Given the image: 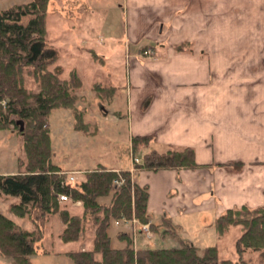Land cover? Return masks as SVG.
Instances as JSON below:
<instances>
[{
    "label": "crops",
    "instance_id": "obj_1",
    "mask_svg": "<svg viewBox=\"0 0 264 264\" xmlns=\"http://www.w3.org/2000/svg\"><path fill=\"white\" fill-rule=\"evenodd\" d=\"M119 8L134 45L165 42L147 36L157 28L162 37L172 19V48L159 47V60L142 64L130 56L125 117L130 138L147 136L160 147L192 148L200 165L195 171L140 174L137 182L149 186L151 223L156 224V216V225L164 218L173 223L183 212L212 226L230 209L263 206L264 41L257 37L264 29V0H123ZM109 168L128 170L130 163ZM156 181L162 182L160 195L153 192ZM0 213L22 227L24 221L33 225Z\"/></svg>",
    "mask_w": 264,
    "mask_h": 264
},
{
    "label": "trees",
    "instance_id": "obj_2",
    "mask_svg": "<svg viewBox=\"0 0 264 264\" xmlns=\"http://www.w3.org/2000/svg\"><path fill=\"white\" fill-rule=\"evenodd\" d=\"M49 3L50 0H31L0 10V130L12 129L18 134L25 152V159L19 160L18 174L0 175V193L19 198L10 213L28 219L34 226V230H26L0 213V256L13 264H33L47 221L58 216L65 226L61 235L65 244L80 243L88 231L87 225L92 229V248L64 254L74 264H247L248 251L257 253L259 264H264V205L230 209L214 224L220 237L233 227L242 228L235 245L237 262L221 260L217 246L201 250L185 241L180 248L139 250L132 228L123 223L116 225L117 221L135 217L142 224H150L156 234L179 236L168 218L160 225L151 223L149 186L136 179L143 172L200 168L192 148L160 147L151 137L136 136L131 140L132 151L136 155L144 149L145 154L135 165V174L100 166L86 170L82 180L64 184L69 172L54 161L50 117L56 111L71 110L78 114L76 131L88 133L90 125L76 110L82 80L76 71L64 79V69L58 65L59 54L48 47ZM89 51L94 58H102L94 50ZM26 76L34 79L38 92L27 89ZM94 90L112 102L117 88L98 84ZM147 106L148 102L144 104ZM18 121L24 122V131ZM61 194L68 195L71 202L60 201ZM73 202L83 204L82 215L71 212ZM162 227L166 228L164 232H160Z\"/></svg>",
    "mask_w": 264,
    "mask_h": 264
},
{
    "label": "rangeland",
    "instance_id": "obj_3",
    "mask_svg": "<svg viewBox=\"0 0 264 264\" xmlns=\"http://www.w3.org/2000/svg\"><path fill=\"white\" fill-rule=\"evenodd\" d=\"M30 2L31 0H0V10ZM122 2L123 0H50L49 3L48 47L59 54L58 65L64 69V79H68L70 73L76 71L82 80L83 88L79 92L76 110L84 116V123L90 125L88 133L76 131L75 116L78 114L71 110L56 111L50 117L54 161L63 168L83 171L75 172L79 174L75 175L77 180L83 179V173L87 169L94 170L100 166L122 167L130 163L128 171L136 173L135 165L139 163L134 162L135 157L142 160L145 150L141 149L134 155L131 143L133 137L130 138L126 121L128 114L126 75L134 64L129 61L130 56L134 55L139 62L146 64L147 61L160 59L159 53L163 49L159 47L162 45L166 44L168 48H172L170 46L173 41L172 19L165 26L162 37L158 36L157 28L152 30L151 36L150 32L147 36L165 42L156 43L153 46L149 45L146 40L142 44L134 45L126 35V15L119 8ZM155 27H158L157 24H154ZM260 37L263 39L261 40ZM257 38L260 42L264 41V29L259 32ZM89 50H94L102 58H94ZM26 78L27 89L38 92L39 88L34 79L30 76ZM98 84L104 88H117L112 102L96 94L94 87ZM146 102L148 100L144 104ZM122 119L123 121H120ZM20 158H25L21 137L8 130H0V174L17 172ZM117 172L119 173L120 170ZM71 174L73 172L68 173L69 176ZM161 183L160 181L153 183L155 195L162 193ZM174 192L172 191L173 195ZM5 196L0 195V211L7 212L8 215L14 217L10 213L14 201L12 197ZM77 206L72 205V208ZM82 209H72L71 212L82 215ZM155 221L156 224L160 223L157 216ZM202 223L203 221L200 222L194 215H184L182 212L178 218L173 219V224L180 225L175 226L178 230V237L162 236L151 230L150 233L155 238L150 239L138 234L135 240L136 248L139 250L180 248L183 241L193 240L201 250L209 246H217L221 260L237 262L235 245L236 240L241 236L242 228L233 227L220 237L214 224L204 226ZM22 224L24 228L34 230V226L28 222L24 221ZM136 225V230H143L142 223L138 221ZM45 226L44 238L37 244L38 252L32 258L33 264H74L72 259L55 255V253L80 250L81 247L92 248L93 232L88 225V231L83 236V240L80 243L70 244H65L59 239L65 226L58 216L50 217ZM162 229L163 232L166 230L164 227ZM52 249L55 252H52ZM47 251L52 254H46ZM245 259L247 264H259V255L252 251L247 252ZM0 264L13 263L0 256Z\"/></svg>",
    "mask_w": 264,
    "mask_h": 264
},
{
    "label": "built area",
    "instance_id": "obj_4",
    "mask_svg": "<svg viewBox=\"0 0 264 264\" xmlns=\"http://www.w3.org/2000/svg\"><path fill=\"white\" fill-rule=\"evenodd\" d=\"M135 163H140V160L138 158H135L134 160ZM75 175H79L78 173H73L71 174V176L68 177V179L64 182V184H69V183H75L77 181V178ZM117 184H120V182H117ZM60 198V201L62 202H65V203H68V202H71V199L68 195H65V194H61L59 196ZM73 205L74 206H77V205H82L81 202H73ZM121 223L125 224L126 226L132 228V231L134 233V236L136 237L138 234H142V235H145L147 236L148 238H155L154 235H151V227H150V224H143L142 225V229L143 230H136L137 229V223H138V220L133 218V219H122V221H117L116 222V225H120Z\"/></svg>",
    "mask_w": 264,
    "mask_h": 264
},
{
    "label": "water",
    "instance_id": "obj_5",
    "mask_svg": "<svg viewBox=\"0 0 264 264\" xmlns=\"http://www.w3.org/2000/svg\"><path fill=\"white\" fill-rule=\"evenodd\" d=\"M17 124L20 126V130H21V131H24V129H25V124H24V122H23V121H18Z\"/></svg>",
    "mask_w": 264,
    "mask_h": 264
}]
</instances>
